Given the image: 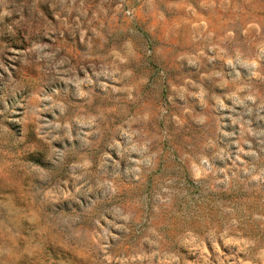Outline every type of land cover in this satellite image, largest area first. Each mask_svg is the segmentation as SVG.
Masks as SVG:
<instances>
[{
  "label": "rangeland",
  "instance_id": "rangeland-1",
  "mask_svg": "<svg viewBox=\"0 0 264 264\" xmlns=\"http://www.w3.org/2000/svg\"><path fill=\"white\" fill-rule=\"evenodd\" d=\"M0 264H264V0H0Z\"/></svg>",
  "mask_w": 264,
  "mask_h": 264
}]
</instances>
